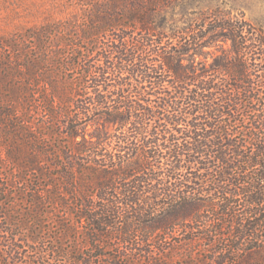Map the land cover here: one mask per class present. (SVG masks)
Listing matches in <instances>:
<instances>
[{
    "label": "trees",
    "instance_id": "trees-1",
    "mask_svg": "<svg viewBox=\"0 0 264 264\" xmlns=\"http://www.w3.org/2000/svg\"><path fill=\"white\" fill-rule=\"evenodd\" d=\"M171 1L76 0L0 37V264H264V50Z\"/></svg>",
    "mask_w": 264,
    "mask_h": 264
},
{
    "label": "rangeland",
    "instance_id": "rangeland-1",
    "mask_svg": "<svg viewBox=\"0 0 264 264\" xmlns=\"http://www.w3.org/2000/svg\"><path fill=\"white\" fill-rule=\"evenodd\" d=\"M170 3L176 5L174 10L176 19H196L203 13L204 17H208L207 24L210 26H213L211 23H214L213 20L217 19V16L245 20L256 32L255 35H250L252 36L251 47H253L251 50H264V43L260 45L262 40L264 42V0H173ZM76 5V0H0V37L20 35L35 24H42L55 18H65L74 12ZM170 37H165L164 42L173 43L175 38ZM202 50L208 55L201 56L197 60L209 64L212 62V57L219 54V50H233V48L230 41H218ZM254 57L257 58L255 60V65H257L264 55L256 54ZM1 170L3 169L0 167ZM19 189L18 185L16 190L13 189L12 194L6 198L7 213L24 220L26 217L24 212L28 208L27 201L30 200L28 196H22ZM4 218L5 214L0 213V220L5 222ZM177 252L178 250L171 253L173 257H177ZM181 254L182 250L178 256Z\"/></svg>",
    "mask_w": 264,
    "mask_h": 264
}]
</instances>
